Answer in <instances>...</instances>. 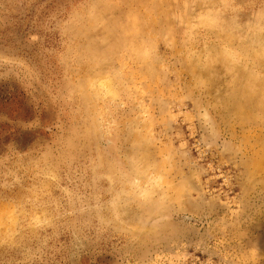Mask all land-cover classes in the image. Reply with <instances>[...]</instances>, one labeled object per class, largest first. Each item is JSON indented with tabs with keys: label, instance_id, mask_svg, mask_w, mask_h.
Masks as SVG:
<instances>
[{
	"label": "rangeland",
	"instance_id": "374dc122",
	"mask_svg": "<svg viewBox=\"0 0 264 264\" xmlns=\"http://www.w3.org/2000/svg\"><path fill=\"white\" fill-rule=\"evenodd\" d=\"M0 264H264V0H0Z\"/></svg>",
	"mask_w": 264,
	"mask_h": 264
}]
</instances>
